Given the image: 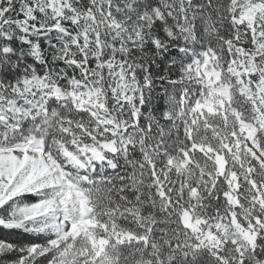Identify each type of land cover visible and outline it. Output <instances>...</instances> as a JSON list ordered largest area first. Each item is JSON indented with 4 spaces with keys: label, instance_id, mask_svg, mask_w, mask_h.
Instances as JSON below:
<instances>
[{
    "label": "snow or ice",
    "instance_id": "6c2138e0",
    "mask_svg": "<svg viewBox=\"0 0 264 264\" xmlns=\"http://www.w3.org/2000/svg\"><path fill=\"white\" fill-rule=\"evenodd\" d=\"M0 264H264V0H0Z\"/></svg>",
    "mask_w": 264,
    "mask_h": 264
}]
</instances>
